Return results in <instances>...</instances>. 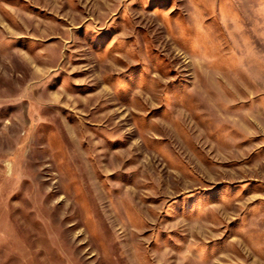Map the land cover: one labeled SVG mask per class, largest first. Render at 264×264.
I'll list each match as a JSON object with an SVG mask.
<instances>
[{
  "label": "rangeland",
  "instance_id": "374dc122",
  "mask_svg": "<svg viewBox=\"0 0 264 264\" xmlns=\"http://www.w3.org/2000/svg\"><path fill=\"white\" fill-rule=\"evenodd\" d=\"M0 264H264V0H0Z\"/></svg>",
  "mask_w": 264,
  "mask_h": 264
}]
</instances>
